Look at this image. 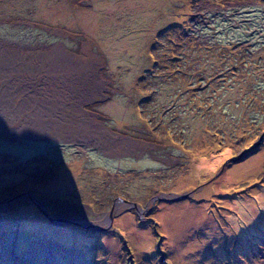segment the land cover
<instances>
[{"label":"rangeland","instance_id":"obj_1","mask_svg":"<svg viewBox=\"0 0 264 264\" xmlns=\"http://www.w3.org/2000/svg\"><path fill=\"white\" fill-rule=\"evenodd\" d=\"M0 264H264V0H0Z\"/></svg>","mask_w":264,"mask_h":264},{"label":"bare ground","instance_id":"obj_2","mask_svg":"<svg viewBox=\"0 0 264 264\" xmlns=\"http://www.w3.org/2000/svg\"><path fill=\"white\" fill-rule=\"evenodd\" d=\"M59 97V96H58ZM57 97V98H58ZM47 98V97H46ZM72 99H73V97H71L70 95H68V96H65L64 97V99L62 100V101H60V103H59V105H58V107H63V109L64 110H68V108L70 109L71 108V110H72V107H73V103H71L72 102ZM75 99V98H74ZM47 102H48V105H49V101L52 103L53 102V99H51V100H49L48 98H47ZM56 102V101H55ZM58 103V102H57ZM69 105V106H68ZM54 107V106H53ZM70 110V111H71ZM62 113V112H61ZM62 114H64V113H62ZM71 117V116H70ZM69 117V118H70ZM63 125H65V127L66 128H69V129H77L78 128V126H75V125H73V124H68V123H66V124H63Z\"/></svg>","mask_w":264,"mask_h":264},{"label":"water","instance_id":"obj_3","mask_svg":"<svg viewBox=\"0 0 264 264\" xmlns=\"http://www.w3.org/2000/svg\"><path fill=\"white\" fill-rule=\"evenodd\" d=\"M249 154H250V153H247V154L243 155L242 157H240V158L234 160L233 162L241 161V160H243L245 157H247ZM37 206H38V205H37ZM132 206H133L134 208H136V210H139V206H138L137 204H132ZM39 209H40V211H41V213H42L43 215L47 216L45 210H42L40 207H39ZM140 212H141V211H140ZM54 221L57 222L58 220H54ZM58 223H60V221H59Z\"/></svg>","mask_w":264,"mask_h":264},{"label":"trees","instance_id":"obj_4","mask_svg":"<svg viewBox=\"0 0 264 264\" xmlns=\"http://www.w3.org/2000/svg\"><path fill=\"white\" fill-rule=\"evenodd\" d=\"M254 152V151H253Z\"/></svg>","mask_w":264,"mask_h":264}]
</instances>
